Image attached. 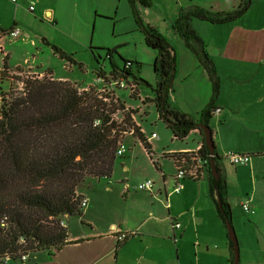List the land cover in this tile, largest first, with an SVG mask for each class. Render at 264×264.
<instances>
[{"label":"crops","instance_id":"obj_1","mask_svg":"<svg viewBox=\"0 0 264 264\" xmlns=\"http://www.w3.org/2000/svg\"><path fill=\"white\" fill-rule=\"evenodd\" d=\"M93 1L94 5L101 6L102 2L107 1L108 8L104 11L95 9L96 13L109 15L113 0ZM176 1L173 15L167 12L169 8L163 9L161 0H150L147 8L137 3L136 9L142 22L153 27L173 49L178 78H195L206 94L209 82L207 74L175 32L173 24L180 11L186 7L213 13L228 12L238 6L239 0ZM57 3L58 0H15V3L0 0V31L17 28L22 33L17 38L0 41L7 54L4 59L0 53V89L4 87L3 84L5 88L8 85L2 72L11 73L17 69L30 74L46 72L53 82L67 83L78 91L100 86L95 77L96 69L91 82L87 84L56 76L58 64L54 60H63L52 47L62 51L57 34L63 33L61 27L66 21L60 11L56 14L54 7ZM29 7H32V11L28 10ZM72 7L79 14L86 10L83 1L75 0ZM87 24L86 27L81 26L84 31H87ZM191 26L202 40L220 80V97L214 103L211 133L214 151L220 157L216 165L226 184L229 172L223 165L225 153L247 154L250 157L246 166H238L246 169L243 170L245 177L239 178L238 175L237 181L238 185L247 182L246 188L240 187V192L245 195L244 202L249 204L252 212L243 213L236 220L234 213L232 215V224L238 237V264H264V0H250L246 13L234 22L212 25L196 20ZM140 34L144 46L143 34ZM126 45L130 46L131 43L127 42ZM134 47L137 45L134 44ZM148 54L150 60L154 61L156 53ZM126 61L140 67L137 53ZM67 68L70 70V65L64 66V69ZM119 92L118 96L125 105L139 108L133 117L143 136L147 139L155 134L151 132L146 136L142 125L145 121L141 116L145 114L143 108L150 105L144 102L151 98L140 94V99H131L129 93H122L127 91ZM210 98H177L169 94L168 100L180 112L196 117L207 106ZM126 137L133 139V145L135 142L139 144L140 152L137 155L130 152L129 157L124 152L116 157H128V163L124 160L120 164L125 172L129 166H136L134 161H141L143 173L140 179L136 183L132 180L131 185L125 178L116 180L115 184L122 185L121 190L114 185V189H102L94 196H90V193L88 197L79 187L77 193L87 199L88 205L82 210L77 222L67 224L63 221L68 243L57 251L28 254L25 262L17 260L20 264H231L228 236L210 199L208 176L199 181L178 180L181 190L174 193V164L162 157L170 152L195 150L203 141L198 130L175 142L174 138L171 139V133L168 140L157 147L152 144V141H158L157 135L156 139L146 140L151 154L131 135H124L122 143ZM234 173L238 174V170ZM147 181L153 183L150 192L137 189L138 185ZM227 188L228 203L230 208H234L228 184ZM240 203L238 205L242 210ZM64 218L68 220L71 217ZM176 224L179 228L173 226Z\"/></svg>","mask_w":264,"mask_h":264},{"label":"trees","instance_id":"obj_2","mask_svg":"<svg viewBox=\"0 0 264 264\" xmlns=\"http://www.w3.org/2000/svg\"><path fill=\"white\" fill-rule=\"evenodd\" d=\"M125 1L132 9L145 45L156 52L154 97L145 99V103L155 107L158 119L164 122L176 140L185 139L190 132L198 130V125L209 127L220 91V80L191 23L194 19L212 25L234 22L246 13L250 0H239L238 6L228 12L213 13L203 9L180 11L173 24L175 32L205 70L211 85L210 101L196 117L180 112L169 103L176 68L175 53L153 27L142 22L136 9L137 3L149 7L150 0ZM52 50L60 59L71 65L74 63L60 49L52 47ZM112 54L107 50L109 60ZM122 61L124 66L129 64L130 67L120 71L112 64L114 68L111 72L100 69L95 77L101 79L105 86L110 81L122 79L134 85L135 92H138L139 82L145 83L144 80L132 76V62ZM32 80L25 81L24 97H12L1 106L0 263L20 260L22 255L37 251H57L68 243L67 231L61 222L64 216L74 217L82 213L80 201L84 197L76 192V187L86 177L110 178L117 144L125 134L132 131L131 136L151 154L146 138L131 118L135 112L125 108V103L118 96L119 91L116 92L117 98H109L98 91L99 87L90 86L87 91H78L67 83ZM130 98L135 99L134 96ZM95 121H98L97 125H94ZM199 155L208 158L206 175L210 199L226 229L227 224L232 225V214L227 184L216 165L220 157L215 151L210 154L204 143ZM171 157L164 155L167 159ZM211 163L217 179L210 170ZM228 247L232 264L233 243L229 238Z\"/></svg>","mask_w":264,"mask_h":264},{"label":"rangeland","instance_id":"obj_3","mask_svg":"<svg viewBox=\"0 0 264 264\" xmlns=\"http://www.w3.org/2000/svg\"><path fill=\"white\" fill-rule=\"evenodd\" d=\"M83 1L86 10L83 14H79V11H74L72 5L75 3V0H58L57 5H55L56 14L60 11V15L65 16V24L64 27H61V31L63 33L57 34V39L61 45L62 52L65 53L66 56L70 57L74 63H68L67 61H58L54 60L55 63L58 64L57 71L55 74L57 77L62 76L68 78L71 82H78L87 84L91 82L94 70L102 69L103 72H111L113 70V65L117 66L118 70L122 71L124 68V64L122 60L130 59L134 54L140 58V64L138 67L136 65H132L130 72L132 76H137V79L144 80L145 83L139 82V90L136 92L134 97L139 98L140 94L142 97H150L153 98V89L156 86L157 78L154 72V61L150 60V56L148 53H156L154 50H150L153 52H149L147 46L142 43V35L140 34V30L137 27L132 9L129 6L128 2L125 0H113L112 8L110 9L109 15H101V13H96V9L100 11H104V9L108 8V3L102 2L101 5H94L93 0H77ZM163 2V9L169 8L168 13L171 15L174 14V10L177 5L176 0H161ZM187 2L189 0H186ZM152 2V0H151ZM91 7L87 9L88 7ZM189 10L192 11L194 8H185L181 11ZM188 12V11H184ZM139 15V14H138ZM89 20V22H88ZM196 21L195 19L193 22ZM88 23V24H87ZM87 31H84L82 27H86ZM74 28V29H73ZM127 42H130L131 45H126ZM145 43V42H144ZM137 45V47H134ZM146 48V50L144 48ZM107 50L112 52V59L109 60L107 58ZM156 57V55H155ZM98 64H96L97 62ZM112 62V63H111ZM69 68L64 69V66H69ZM138 68V69H137ZM17 71L26 72L23 69H18ZM38 82H44L47 80H32ZM3 88H5V84H3ZM101 88V87H100ZM99 89V88H98ZM220 92V91H219ZM120 93V92H119ZM127 93V92H122ZM211 97V85L208 82V86L206 87V94L204 91V87L197 83L195 78L191 77V79H179L177 73L175 72L174 78L172 80V88L170 92V97ZM218 97L219 94H218ZM14 98V97H13ZM16 98V97H15ZM99 99L104 100L103 97H98ZM145 103V102H144ZM145 114H141V116L145 119L142 123L143 130L146 136H149L151 132H154L158 136V141H152L154 147L160 146L163 142L168 140V135L171 133L165 128V124L163 121L159 120L157 117V113L155 111V107L153 105L145 106L144 108ZM120 117V114H117ZM214 120H210L209 128H213ZM173 139V137H171ZM179 141V140H173ZM134 141L131 137H126L124 140V151L129 155L130 152L136 154L140 152V147L137 142L134 144ZM222 154V153H221ZM126 155L123 158H115L113 165V173L111 178H91L86 177L82 182V185L76 187V192L80 187L81 191L85 193L88 197L96 195L102 189H108L112 187L114 189V185L122 189L121 184H115L116 180L121 181L124 178L128 180V183L131 185L132 180L136 183L137 179H140V176L143 173L141 161H134V156L132 157L133 164L136 166H129V170L125 172L121 167V162L124 160H128ZM223 159V158H222ZM139 160V159H138ZM128 163V161L126 162ZM223 165L225 167L226 172H229L228 186L230 187L229 197L234 201V208H231V214L233 215L235 220L239 218V216L246 215L243 212L239 205L245 201V195H241L240 187L246 188L247 182L239 183L238 185V175L239 178L245 177L244 169L246 167H236L229 163L227 159H223ZM238 170V174H235L234 171ZM114 181L113 186H110L108 183ZM122 200L121 198H119ZM243 199V201H242ZM123 201V200H122ZM88 205V204H87ZM242 206V205H241ZM248 214V213H247ZM80 216H74L70 219L64 218V222L67 224H71L72 222H77ZM232 220V216H231ZM233 226V224H232ZM234 228V227H233ZM235 231V228H234ZM237 242L238 237L235 231ZM20 264L17 260L14 261H4L0 264Z\"/></svg>","mask_w":264,"mask_h":264},{"label":"built area","instance_id":"obj_4","mask_svg":"<svg viewBox=\"0 0 264 264\" xmlns=\"http://www.w3.org/2000/svg\"><path fill=\"white\" fill-rule=\"evenodd\" d=\"M11 2L15 3V0H11ZM29 11H32V7L28 8ZM20 35H22L21 31L17 28H13L11 30H8L7 32L0 31V41L3 39H12V38H17ZM0 53L3 54L4 59L6 58L7 54L5 53L3 47L0 45ZM129 64H125L124 69L129 68ZM18 70V69H17ZM13 71L11 73H8V71H5V77L8 80V85L6 88H1L0 89V115H1V106L5 104L6 101H9L10 98L12 97H24L25 96V81L26 80H44V79H49L52 81V78L48 76L46 73L42 72H36V73H27V72H21V71ZM97 82L100 84V86H95L99 87L98 91L101 93H104L111 97L117 98V91L124 90L129 93V97H133V95L136 94L135 86L132 85L131 83H126L122 79H118L115 81H110L108 85H102L101 79L96 78ZM101 87V88H100ZM88 87L83 89L82 91H87ZM135 99H140L135 97ZM4 101V103H3ZM105 101H107V98H105ZM126 109H130L134 112L137 113L136 110L139 108H134L131 106L125 105ZM134 115L131 116V118L134 121ZM98 121L94 122V125H97ZM141 132V131H140ZM142 133V132H141ZM125 135H132V131ZM155 134H151L148 139H156ZM118 148L116 155L121 156L125 151H124V145L122 143V139L118 142ZM202 143L198 145V147L195 150H184L180 152H173V153H168L164 155H171L172 159H170L175 168V179L176 180V185L173 188L174 193H179L181 190V185L178 180L181 179H189L192 181H199L204 179L206 175V170L208 169V158L207 157H202L199 155V151L201 149ZM162 155V157H164ZM210 157V156H209ZM225 158L228 159L231 165L233 166H246L249 163L250 157L247 154H237L233 152H226L225 153ZM153 183L151 181H147L143 184H140L137 186L138 190H143V191H148L150 192L152 190ZM77 196V195H76ZM88 204V201L86 198H82L80 201V207L81 209L86 208ZM241 208L245 213L252 212L250 209V206L247 202H244L241 204ZM63 225V222H61ZM175 228H179V225H173ZM27 255H22L20 257L21 262L26 261ZM6 261V260H5Z\"/></svg>","mask_w":264,"mask_h":264},{"label":"water","instance_id":"obj_5","mask_svg":"<svg viewBox=\"0 0 264 264\" xmlns=\"http://www.w3.org/2000/svg\"><path fill=\"white\" fill-rule=\"evenodd\" d=\"M198 132L203 138V143L207 147V150L210 154H213L214 152V144L212 140V133L211 129L207 126L204 125H198ZM210 170L212 172V175L217 179L218 175L215 174L214 172V167L213 163L210 164ZM226 233L228 238L231 240L233 243V259H232V264H238L239 261V251H238V242L236 238V234L234 231V228L231 224L226 225Z\"/></svg>","mask_w":264,"mask_h":264},{"label":"clouds","instance_id":"obj_6","mask_svg":"<svg viewBox=\"0 0 264 264\" xmlns=\"http://www.w3.org/2000/svg\"><path fill=\"white\" fill-rule=\"evenodd\" d=\"M201 143H203V141Z\"/></svg>","mask_w":264,"mask_h":264},{"label":"bare ground","instance_id":"obj_7","mask_svg":"<svg viewBox=\"0 0 264 264\" xmlns=\"http://www.w3.org/2000/svg\"><path fill=\"white\" fill-rule=\"evenodd\" d=\"M83 210V209H82Z\"/></svg>","mask_w":264,"mask_h":264}]
</instances>
